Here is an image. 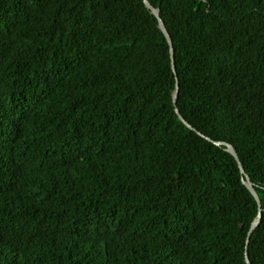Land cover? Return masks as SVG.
Listing matches in <instances>:
<instances>
[{
	"label": "trees",
	"instance_id": "obj_1",
	"mask_svg": "<svg viewBox=\"0 0 264 264\" xmlns=\"http://www.w3.org/2000/svg\"><path fill=\"white\" fill-rule=\"evenodd\" d=\"M148 2L195 131L143 0H0V264H264V0Z\"/></svg>",
	"mask_w": 264,
	"mask_h": 264
},
{
	"label": "water",
	"instance_id": "obj_2",
	"mask_svg": "<svg viewBox=\"0 0 264 264\" xmlns=\"http://www.w3.org/2000/svg\"><path fill=\"white\" fill-rule=\"evenodd\" d=\"M146 8L148 10L151 11V13L157 18L158 20V24H159V28L161 29V31L163 32L165 38L167 39V42H168V45H169V51H170V57H171V62H172V70L175 74V77H176V89H175V92H174V95H173V105L175 107V112L176 114L178 115L179 119L181 120L182 123H184L189 129L191 130H194L192 128V126L182 117V115L180 114L179 110L177 109L176 107V103H177V96H178V92H179V86H178V80H177V75H176V68H175V64H174V48H173V43H172V40L170 38V35L165 27V24L164 22L162 21V19L160 18V14H159V9H156L154 8L149 2L148 0H143ZM195 131V130H194ZM197 132V131H196ZM200 136L206 138L208 141H211L214 145L216 146H224L226 151L228 153H230L232 156L235 157V159L237 160L238 162V167H239V170H240V174H241V177H242V183L246 186V188L252 193V195L254 196L256 202H257V205H258V213H257V216L256 218L254 219V221L252 222L251 224V227H250V230L248 232V236H247V239H246V244H248L249 242V238L252 234V232L255 230V228L258 226V223L261 219V215H262V209H261V203H260V200L258 198V195L257 193L255 192L254 190V187H253V184L252 182L250 181V178L248 177V175L245 173L244 171V168L243 166L241 165V163L239 162L238 160V156L236 154V151L235 149L233 148L232 145L228 144V143H225V142H219V141H212L210 138L208 137H205L204 135H202L200 132H197ZM245 262L246 264H249V259H248V256H247V252L245 253Z\"/></svg>",
	"mask_w": 264,
	"mask_h": 264
}]
</instances>
